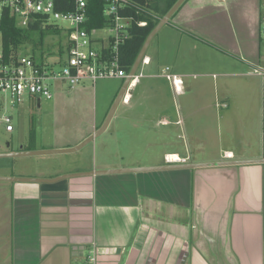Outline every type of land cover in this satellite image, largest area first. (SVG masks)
I'll return each instance as SVG.
<instances>
[{
    "label": "crops",
    "instance_id": "obj_1",
    "mask_svg": "<svg viewBox=\"0 0 264 264\" xmlns=\"http://www.w3.org/2000/svg\"><path fill=\"white\" fill-rule=\"evenodd\" d=\"M166 25L103 132L73 152L0 158V177L233 163L53 182L0 180V264H91L92 251L94 264H264V162H245L264 159L261 78L249 69L264 66V0H184ZM159 56L170 59L162 63ZM210 65L233 79L215 83L210 99L200 98L208 86L194 79L208 75ZM165 67L181 78L180 91ZM109 79L120 80L117 91L125 81ZM92 90L84 81L56 87L62 106L65 92L73 93L77 115H56L46 134L31 128L26 142L14 148L6 142L0 153L82 142L102 125L117 93L98 109ZM25 101L41 106V98ZM211 125L222 133L217 149ZM198 150L210 153L197 158ZM136 154L159 157L124 163Z\"/></svg>",
    "mask_w": 264,
    "mask_h": 264
},
{
    "label": "built area",
    "instance_id": "obj_2",
    "mask_svg": "<svg viewBox=\"0 0 264 264\" xmlns=\"http://www.w3.org/2000/svg\"><path fill=\"white\" fill-rule=\"evenodd\" d=\"M69 1H72L73 8L64 10V4ZM103 2L105 25L100 28H87V0H0V15L2 8L7 7L19 27H26L29 22L38 21L41 27L51 24L59 29L58 21L67 23L63 27L67 34L64 61H37L32 55H20L17 51L16 61L4 63L0 52V92L8 97L11 106L21 104L27 96L50 99L56 88L52 87L53 82H58V86L74 87L85 80L95 83L98 79H123L127 76L128 72L120 65L119 44L127 34L131 17L122 16L119 11L126 6H133V3L131 0ZM138 24L145 25L146 21H138ZM103 28H109L110 32L106 31L104 35L95 37ZM261 36L264 39V27ZM254 72L261 77L264 151V66L256 65ZM163 73L176 91L182 89L181 78L169 72V67H165ZM134 76L131 77L130 83L135 79ZM122 99L124 100V96ZM12 120L11 114H1L0 122L6 132L14 130ZM94 258L92 251L89 256L91 264H94Z\"/></svg>",
    "mask_w": 264,
    "mask_h": 264
},
{
    "label": "rangeland",
    "instance_id": "obj_3",
    "mask_svg": "<svg viewBox=\"0 0 264 264\" xmlns=\"http://www.w3.org/2000/svg\"><path fill=\"white\" fill-rule=\"evenodd\" d=\"M66 22H61L58 21V26H59V31L58 33H51V34H46L43 38V41L41 45L37 46L35 50L32 47V44H25L22 45L19 49L18 52L20 55H31L34 54L35 60L40 61V54H43V58L45 61H56L58 59H62V61L65 60L66 57V51H65V45H66V40H67V34L65 30H63V27L66 26ZM167 25L165 24L163 27L160 28V30L155 34L154 38L152 39L151 43L146 49L145 56H150L152 54H155V47H156V42L159 40V38H162L163 35L166 34V27ZM106 31L110 32L109 28H103L102 30L98 31L95 34V37L98 35H104ZM262 44L264 45V40L261 41ZM0 45H1V37H0ZM62 50V52H60ZM62 53V55H60ZM61 57V58H60ZM161 57L162 63L167 62L170 57L167 56H159ZM144 63L141 62L139 64V67L137 69V73H140L142 70V67H144ZM209 74H204L202 76H197L194 79V82H204L208 86V92L207 90H204L205 92L199 91L198 97L200 98H211L213 95V86L217 82H220L221 80L228 79V82H230L233 78L231 77H222L219 76V70L215 68V66L210 65L208 68ZM251 69L252 72H254V69ZM146 74V72H143ZM212 73H215L214 76H212ZM261 77H259L260 79ZM86 85L90 86L92 90V102L96 103V106H98V109L100 108V105L105 102V100L108 99V101L111 100V98L115 95L117 91V83L120 82V80L116 79H108V78H103V79H98L95 82L94 87H92L91 83L89 80L84 81ZM58 82H53L52 87L56 86L58 87ZM116 86V88H114ZM211 90V91H210ZM116 93V95H117ZM54 94V90H53ZM65 97L62 99L63 102H65L62 106V104L57 102L56 97L53 95L50 99L46 98H41V106L38 108L36 107L35 103H32V101H23L19 105L11 106L9 103V99L6 95H4L2 92H0V99H1V105H0V116L2 113H8L11 114L12 116V122L13 125L15 126V129L12 132H6L3 125L0 122V151L5 148L6 142L10 143L11 147H15V143H23L27 141L28 134L33 133V130L31 128H34V134L42 133L46 134L48 131H50V127L52 126L51 124V118L56 117V115H61V116H72V115H77L74 113V110L72 109V102L74 99L73 93L71 91H66L65 92ZM231 95L233 96L234 99L237 98L238 92L234 89L231 90ZM260 95V93H259ZM88 98L90 96H87ZM176 98H179V96H176ZM260 97V96H259ZM115 98V97H114ZM261 101V100H260ZM67 105V106H66ZM103 105V104H102ZM246 108H243V112H245ZM262 112V104L259 102V114L261 116ZM30 122H33V124H30ZM32 125V127H31ZM71 125L70 122H67L63 124L65 127V130L67 133H70L73 129L69 128ZM203 124L200 125L198 132L200 134H203V129H202ZM214 128V137L216 138L215 144L211 145L212 147H215L216 149L218 148V134H222L221 132L218 133V129L215 125H211L210 128ZM68 128V129H67ZM191 128L188 127V130ZM193 130V129H191ZM63 131V132H64ZM37 137V136H36ZM44 137V136H42ZM185 138V137H184ZM169 141V140H168ZM173 143L179 141V139H173L171 140ZM36 144L38 145L39 143H42V140L39 141V137L36 139ZM30 146H33L32 144ZM261 147H263V142H261ZM217 151V150H216ZM215 151V152H216ZM196 157L201 158L202 155H205L208 152H201L198 150L195 152ZM158 154L156 155H151V156H142V155H126L123 157V161L125 164H131V163H138V160H140L142 163L147 164V163H153L156 160H158ZM195 157V156H194ZM193 159V158H192Z\"/></svg>",
    "mask_w": 264,
    "mask_h": 264
},
{
    "label": "trees",
    "instance_id": "obj_4",
    "mask_svg": "<svg viewBox=\"0 0 264 264\" xmlns=\"http://www.w3.org/2000/svg\"><path fill=\"white\" fill-rule=\"evenodd\" d=\"M175 1L131 0L133 6H126L120 9L119 13L122 16L131 17V24L127 28V34L119 44V61L126 72L130 70L148 33ZM103 6V0H87V28H100L105 25L106 19L103 15ZM72 8L73 3L69 1L64 4L63 9L71 10ZM142 20L146 21L145 25L138 24V21ZM58 31L59 29L51 24L41 27L38 21L29 22L26 27H19L16 25L15 18L9 9L3 7L0 15V52L2 61L4 63L16 61L19 47L25 44H32L35 50L37 46L41 45L46 34H54L58 33ZM31 55L34 58V54ZM40 58V61L44 59L43 54H40Z\"/></svg>",
    "mask_w": 264,
    "mask_h": 264
},
{
    "label": "water",
    "instance_id": "obj_5",
    "mask_svg": "<svg viewBox=\"0 0 264 264\" xmlns=\"http://www.w3.org/2000/svg\"><path fill=\"white\" fill-rule=\"evenodd\" d=\"M184 0H176L174 4L166 11L164 15H162L156 25L151 29V31L146 36L130 70L128 71L127 76L125 77V81L123 85L121 86L120 90L118 91L117 95L115 96V99L111 105V108L109 109L105 120L103 121L102 125L91 135H89L87 138H85L82 142L79 144L68 147V148H61V149H42V150H19L14 152H4L0 153V158H13V157H20V156H31V155H43V154H53V153H61V152H73L84 145H86L89 141L93 139V137L98 136L101 132H103L113 115V112L115 111L117 105L122 100L125 91L127 89L128 84L131 81V77L135 74V71L137 70V67L142 62L147 47L149 46L152 38L155 36V34L160 30V28L165 25L171 16L175 13V11L179 8V6L183 3ZM247 163L252 162H264V159L261 160H247L245 161ZM233 162H216V163H203V164H188V163H182L178 165H164V166H155V167H141V168H129V169H122V170H101L96 172H78V173H72V174H63L54 178H33V177H0V180H9V181H28V182H53L58 179L62 178H69V177H75L79 175H91V174H109V173H119V172H127V171H133L137 169L142 170H156V169H169V168H190V167H205V166H214V165H225V164H231Z\"/></svg>",
    "mask_w": 264,
    "mask_h": 264
}]
</instances>
